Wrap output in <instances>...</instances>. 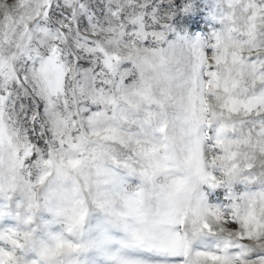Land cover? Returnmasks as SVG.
<instances>
[{"label": "rangeland", "instance_id": "obj_1", "mask_svg": "<svg viewBox=\"0 0 264 264\" xmlns=\"http://www.w3.org/2000/svg\"><path fill=\"white\" fill-rule=\"evenodd\" d=\"M0 264H264V0H0Z\"/></svg>", "mask_w": 264, "mask_h": 264}]
</instances>
